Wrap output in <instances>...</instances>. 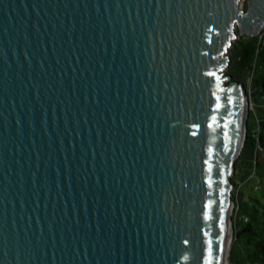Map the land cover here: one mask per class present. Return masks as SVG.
<instances>
[{
  "label": "water",
  "instance_id": "95a60500",
  "mask_svg": "<svg viewBox=\"0 0 264 264\" xmlns=\"http://www.w3.org/2000/svg\"><path fill=\"white\" fill-rule=\"evenodd\" d=\"M241 1L0 0V264H222Z\"/></svg>",
  "mask_w": 264,
  "mask_h": 264
},
{
  "label": "trees",
  "instance_id": "16d2710c",
  "mask_svg": "<svg viewBox=\"0 0 264 264\" xmlns=\"http://www.w3.org/2000/svg\"><path fill=\"white\" fill-rule=\"evenodd\" d=\"M237 33L226 73L244 84L252 110L231 176L235 207L229 261L264 264V31L256 36Z\"/></svg>",
  "mask_w": 264,
  "mask_h": 264
},
{
  "label": "bare ground",
  "instance_id": "6f19581e",
  "mask_svg": "<svg viewBox=\"0 0 264 264\" xmlns=\"http://www.w3.org/2000/svg\"><path fill=\"white\" fill-rule=\"evenodd\" d=\"M240 150L239 146L236 149V152H238ZM231 205V204H230ZM229 213H230V209H229ZM230 244H231V231H230V227L228 226V231H227V235H226V240H225V245H224V252H223V262L222 264H230L229 262V252H230Z\"/></svg>",
  "mask_w": 264,
  "mask_h": 264
},
{
  "label": "rangeland",
  "instance_id": "374dc122",
  "mask_svg": "<svg viewBox=\"0 0 264 264\" xmlns=\"http://www.w3.org/2000/svg\"><path fill=\"white\" fill-rule=\"evenodd\" d=\"M244 3H246V0H242L241 1V6L244 7ZM264 31V29L259 33V34H262ZM252 110V105L249 101V96H248V105H247V111H248V114H249V111ZM235 189V187L233 186L232 190L233 191ZM231 208H230V212H231V217L233 216V213H234V207H235V203L233 201V203H231ZM232 225H233V220H232ZM232 236H233V232H232ZM231 240H232V237H231ZM230 249H231V244H230ZM230 253V252H229ZM229 259V257H228ZM230 262V261H229ZM231 264V263H230Z\"/></svg>",
  "mask_w": 264,
  "mask_h": 264
}]
</instances>
